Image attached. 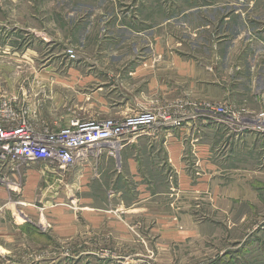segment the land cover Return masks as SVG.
<instances>
[{"label": "rangeland", "instance_id": "obj_1", "mask_svg": "<svg viewBox=\"0 0 264 264\" xmlns=\"http://www.w3.org/2000/svg\"><path fill=\"white\" fill-rule=\"evenodd\" d=\"M62 1L0 0V102L11 98L17 99V107L29 105L32 125L55 131L61 127L57 123L67 126L71 120H118L127 115V108L146 103L141 97L136 100L131 96L139 92L132 81V64L124 76H119L121 68L116 67L114 52L101 51L105 48L100 45L106 42L104 36L111 34L99 28L105 21L90 19V11L88 17L84 16V10L77 13L76 20H64ZM155 2L157 11H165V18H171L170 34L187 49L189 60H210L216 45L231 44L240 36L236 39L237 55H244L252 45L260 55L259 64H263L264 0ZM59 7L63 13L56 11L53 18L51 11ZM123 7L131 10L133 2ZM240 16L245 21L238 25L236 17ZM163 20H157L156 27ZM90 22L96 27L84 34L83 27L87 29ZM86 35L91 36L89 40ZM110 39L107 43L114 45V39ZM62 46L65 55L69 49L75 51L76 59L60 56ZM56 54L59 57H54ZM106 58L110 62L106 63ZM54 59L65 63L47 68ZM41 61L47 63L41 65ZM38 75L45 76L43 82H37ZM206 102L220 103L188 98L186 105L188 110H195ZM235 104L238 111L261 110L253 99H236ZM105 153L115 159L116 171L123 173L117 154ZM166 162L172 163L168 159ZM97 163L90 160L76 166L75 178L64 184H44L42 179L32 188L33 184L20 175L11 178L20 184L17 191L9 189L17 200L13 202L27 200V210L22 209L20 219L27 229L21 264H264V171L256 173L234 164L218 171L204 164V169L201 166L196 171L194 167L199 165L192 164L191 187L181 188L179 175L172 168L167 170V183L155 185L152 194L138 192L137 184L126 181L123 191L134 192L118 196L114 190L120 179L115 182L114 173L101 181L86 178L92 175L89 172L79 173L89 164L97 172ZM43 166L32 164L21 172L42 171ZM64 173L63 177L67 176L68 172ZM153 178L158 183V176ZM74 179L73 190L68 186L75 184ZM231 188L236 194L228 195ZM88 206L100 210L91 213L96 222L88 220L84 211ZM63 208L74 217L73 237L54 232L67 222L68 218L57 215ZM10 215L12 222L19 217L15 208L10 209ZM7 260L0 259V264ZM9 262L20 264L14 259Z\"/></svg>", "mask_w": 264, "mask_h": 264}, {"label": "crops", "instance_id": "obj_2", "mask_svg": "<svg viewBox=\"0 0 264 264\" xmlns=\"http://www.w3.org/2000/svg\"><path fill=\"white\" fill-rule=\"evenodd\" d=\"M62 2L66 12L63 13L62 7H59L51 11V14L54 15L53 18L57 11L60 15L63 13L62 19L73 21L78 17L77 13L84 10V14H86L84 16L88 17L87 12L90 11L89 18L105 21L100 23L99 28L104 29V33L111 32L113 35L110 37L111 34H106L104 36L106 42L100 43V45L104 44L105 47H101V51L114 52L116 67L121 68L119 76H124L125 69L132 64V81L136 85L137 91L141 93L136 92L131 96L136 100L141 97L140 99L147 100V102L127 108L125 114L170 107L173 114L184 116L180 128L161 129L155 134L156 136H141L120 149L117 157L123 163V173L116 171L114 168L115 159L105 153L100 158L90 159L98 162L97 172L93 170V165L89 164V166L83 167L85 172L80 170L82 171L79 172L80 174L89 172L92 175L88 174L85 176L86 178L101 181L105 175L114 173L112 179L115 182L120 179L122 182L118 181V187L114 192L121 196V192L127 195L134 192V190L123 191L125 188L123 182L126 181L128 184H137L138 192L142 190L144 194H152L155 185L167 183V170L172 168L179 175L181 188L191 187L193 178L190 165L192 164L199 165V168L194 167L196 171H199L201 166L204 169L206 167L204 164L217 171L225 165L232 167V164L244 165V167L254 169L256 173L264 171V135L251 129H243L246 121H253L258 112L264 109V62L259 64L260 55L257 56L258 53L256 54L254 46H248L244 50V55L242 53L237 55L239 44L236 43V39L239 40L240 36H236L235 42L231 44L216 45L210 60L193 61L188 59L187 49L184 45L172 38L170 34L171 18H165V11H157L155 0H64ZM129 2H133V7L131 10H125L123 5ZM52 8L55 7L52 6ZM236 18L239 25L243 18L242 16ZM157 20L164 22L162 21L156 27ZM243 20L245 21V19ZM94 26V22H90L87 29L83 27V33L90 34ZM89 37L91 36L86 35V40H89ZM110 38L114 39V45L107 43L112 40ZM130 39L131 41H129ZM60 51V56L66 57L63 46ZM54 57H59V54ZM47 61L40 63L43 65ZM50 62L47 68L65 63L61 59L50 60ZM105 62L110 61L106 58ZM204 74L208 77H204ZM36 78H38L37 82H43L45 76L38 75ZM14 97L18 98L15 94ZM188 98L229 104L235 111L237 110L241 119L219 117L202 107L201 109L188 110L186 105ZM236 99H253L261 106V110L258 112L255 110L238 111L235 104ZM40 112L37 111L41 116ZM57 124L61 126L60 128L65 127V124ZM166 159L171 160L172 163L166 162ZM75 171L76 169L67 171L68 174L65 177H63L65 173L62 174V172L56 174L52 171L45 173L35 170H27L19 174L3 171L0 174L1 177L3 174H9L10 178L20 175L19 177L28 179V182L33 184L32 188H35L36 181L42 179H44V184L57 182L64 184V181L68 182L75 176ZM153 175L158 176V183H155L157 179L153 178ZM74 182L75 184L68 186L73 190L76 187V179ZM231 189L228 195L236 194V191ZM41 190L45 191V188L42 187ZM215 194H221V192H215ZM13 200L17 201L15 196L13 198L11 190L0 184V245H2L0 246L2 250L0 259L8 258V262L4 261L3 264H12L9 262L11 259L20 262L23 255L26 254L27 229L23 219H20L24 213L22 209L27 210V200L23 202H13ZM25 205V208H21ZM11 208H15L16 215H19L15 218V222H12L10 215ZM84 211L89 215V221L96 222L95 216H92L91 213L100 210L88 206ZM118 211L125 210L119 209ZM57 215L68 219L67 222L63 221V224L54 230L55 234L62 233L64 237L75 236L74 217H71L64 208L61 212H57Z\"/></svg>", "mask_w": 264, "mask_h": 264}, {"label": "built area", "instance_id": "obj_3", "mask_svg": "<svg viewBox=\"0 0 264 264\" xmlns=\"http://www.w3.org/2000/svg\"><path fill=\"white\" fill-rule=\"evenodd\" d=\"M66 55L71 61L76 59L71 49ZM4 100L0 102V173H22V169L36 163L44 165V172L64 173L100 158L106 151L115 156L141 136H156L164 128H180L184 121L170 107H162L127 114L118 120H71L58 131L48 127L37 129L32 125L29 105L17 107V99ZM202 108L219 117L241 119L229 104L206 102ZM243 129L264 135V109L253 121H246ZM0 184L14 191L20 187L9 174H0Z\"/></svg>", "mask_w": 264, "mask_h": 264}, {"label": "bare ground", "instance_id": "obj_4", "mask_svg": "<svg viewBox=\"0 0 264 264\" xmlns=\"http://www.w3.org/2000/svg\"><path fill=\"white\" fill-rule=\"evenodd\" d=\"M126 235V234H125Z\"/></svg>", "mask_w": 264, "mask_h": 264}]
</instances>
